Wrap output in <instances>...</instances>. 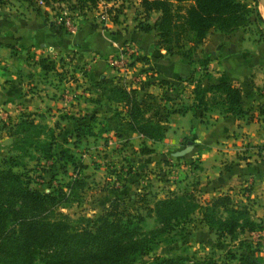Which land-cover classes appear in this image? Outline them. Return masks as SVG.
<instances>
[{"label": "rangeland", "instance_id": "rangeland-1", "mask_svg": "<svg viewBox=\"0 0 264 264\" xmlns=\"http://www.w3.org/2000/svg\"><path fill=\"white\" fill-rule=\"evenodd\" d=\"M11 1H7V4L15 5L16 2H23L24 7H30L32 13L45 17L53 24H56L51 19L53 11L58 12L61 8L68 9L70 4V0L49 1L52 10L49 8L44 10L36 1L32 3L24 0ZM246 1L252 3V0ZM256 2V8L259 11L260 0H256ZM37 8L39 10H36ZM79 12L78 15L75 13V17L78 16L80 19L86 17L95 26H100L107 32L111 30V33L114 34L121 33V30H127L133 24L135 26L138 21L152 23L158 13L149 11L144 14L138 0H97L94 6ZM84 15L86 16L84 17ZM262 20L260 22L258 19H250V22L245 26L238 27L232 32L220 31L219 33L217 30H212L204 40L210 42L213 37L219 35V40L228 43L243 41L247 44H259L264 42L261 40L262 35H264L263 17ZM57 26L60 27V25ZM184 45L188 46V43ZM133 47L135 45L131 41H122L119 45V51L114 55L117 62H107L114 71L112 77L115 80L125 87L136 88L142 80L141 78L138 79L140 73L145 71L147 75L148 71L151 70L149 68L139 70L141 64H137V61H147V57L142 56L139 50L133 49ZM199 47L200 45L192 56L194 59L196 55V62L201 57ZM164 55L167 54L164 52L161 56ZM29 56L33 57V54H27V57ZM173 56L179 57L178 55ZM72 58H74L73 54H61L59 58L55 57L54 67L46 70L45 73L46 76L63 80L56 84L59 95H67L65 97L67 102L74 101L63 106L65 110L60 111L54 121L48 117V123L52 126L43 129L38 135H31L30 142L22 144L21 149H19L22 165L15 168L21 173L23 180L27 181L29 188H36L40 191L51 189H54L55 192H57L56 189L60 191L62 196L60 202L42 213L43 220L52 221L62 218L70 224L89 226L92 222L96 223L106 211H109V206L116 200L121 210H116V212L141 215L140 221H135L139 230L147 233L158 226L157 217L153 210L154 200L166 196L169 191L180 193L186 190L201 205L212 196L228 193L231 202L243 210L238 220L239 224L232 235L218 234L214 227L208 229L207 225L201 221L196 209L185 220H176L169 229L156 233L149 243V250L138 256L136 263H149L153 255H178L184 258V264H189L191 261L206 262L207 260L213 264H225L233 262L237 255L243 252L249 253L264 262V226H260L263 221L262 216H264V198L255 196L247 199L244 188H235L231 192L227 190H215L213 193L207 190L203 191V186L199 185V181L204 179L201 176L203 174L201 171L205 166L202 164L203 160L199 151L192 153L191 148L182 155L174 156L170 154L171 147L164 146L161 140L158 142L144 139V143L150 145L152 150L148 153H139L137 149L141 137L135 132H129L127 139H124L123 136H115L112 131L101 135L82 136L80 140L75 139L72 128L78 115L89 114L94 111L98 117H101V112L110 110L113 103L105 102L103 99L94 104L89 102L86 104L87 101H82L84 97H92L84 94L85 91L89 93L92 86L87 77L90 70L89 59L83 56V58L77 59V64H71ZM198 63H195V66L186 74L188 78L185 81L176 82V79H170L175 87L168 89V93L174 98V101L188 103L192 82L196 78L201 80L203 84L206 82L205 73L208 72H204L206 71L205 66L200 62ZM131 67L138 69V71L131 70ZM98 74L96 73L94 76L95 80L99 78ZM191 77L192 80H190ZM162 88L164 86L161 88L157 86V92ZM256 90L264 91V81ZM214 110L217 109H212L211 112ZM24 114L28 116L33 113L23 112L17 117ZM171 115L168 117V122ZM47 116L42 117L34 112L30 119L43 125L41 121L47 120ZM12 120L13 118L6 108H1L0 125ZM3 133L9 136L5 128H0V138L3 137ZM233 133L234 131L229 135ZM188 139L192 140L193 138L188 137ZM3 140V138L0 139V143ZM47 143H49V147L44 150L42 145H45L46 148ZM153 143H155L154 146H152ZM251 146L259 155H264V142L261 144L252 143ZM213 147L223 153L226 151L218 149L219 146L217 145ZM226 149L231 150V147L227 146ZM45 151L51 153V156L43 157ZM60 151L64 153L66 158L59 159ZM8 154L9 150L0 153V159ZM12 154H14L13 151ZM70 161H73L75 167ZM212 164L214 163L211 162L210 165ZM178 181H182V183L177 185ZM248 214L253 221L252 224L243 223L241 220H248ZM227 215L228 213L221 208H216L215 216L226 217ZM107 249L109 248H105L103 245L100 255L105 256L104 253ZM90 251L87 250V252ZM33 264H40L39 259H36Z\"/></svg>", "mask_w": 264, "mask_h": 264}, {"label": "trees", "instance_id": "trees-1", "mask_svg": "<svg viewBox=\"0 0 264 264\" xmlns=\"http://www.w3.org/2000/svg\"><path fill=\"white\" fill-rule=\"evenodd\" d=\"M4 1L0 0V4ZM24 1L32 3L35 0ZM49 1L54 0H45V3ZM96 1L70 0L68 9H76L80 13L94 6ZM138 3L144 14L149 11L158 13L152 23L138 21L135 28L143 32L153 30L155 47L163 49L167 55H178L189 62L210 30L227 33L245 26L250 19L263 21L256 8V0H252V3L246 0H138ZM262 36L261 40L264 41ZM36 63L45 71L54 67V61L45 56L38 57ZM205 75L207 79L208 73ZM186 78L188 76L185 75L174 79L182 82ZM155 83L158 88H164L159 92L138 91L134 87H125L112 76L94 80L93 85L99 95L105 102H112L113 106L101 117L94 111L78 115L72 128L75 139L108 131L127 139L129 132H135L141 137L137 150L148 153L152 147L144 143V139L160 141L168 128L170 114L191 111L200 120L212 109L236 118L248 115L249 109L241 106L240 87L229 80L219 79L203 84L196 78L189 91L188 103L174 101L168 93V89L175 87L170 79L160 78ZM90 99L93 102L100 100ZM30 117L24 114L0 125L15 139L11 144L14 154L0 159V264H33L36 259L40 264H137L136 258L149 250V243L156 233L169 229L176 220H185L196 209L207 228L214 227L218 234L232 235L239 224L243 210L231 202L228 193L212 196L201 205L186 190L180 193L169 191L166 196L154 200L153 210L158 226L147 233L139 230L137 222L141 215L116 212L121 211L116 200L109 206V211L89 226L70 224L62 218L43 220L42 213L57 205L62 196L57 189L55 192L54 189L40 191L29 188L27 181L15 169L22 165L19 150L22 144L29 143L31 135H38L49 127L35 123ZM47 144L46 148L42 145L44 150L48 149ZM46 156H51V153L45 151L43 157ZM62 157L66 158L63 152L59 154V159L62 160ZM70 163L73 164V161ZM216 208H221L228 215L215 216ZM247 216L248 220L241 219L243 223L253 222L249 214ZM262 220L261 227L264 226V218ZM103 245L109 248L105 256L100 255ZM183 261L184 258L178 255H153L145 264H184ZM189 264L213 263L207 260L191 261ZM225 264L264 262L243 252L233 262Z\"/></svg>", "mask_w": 264, "mask_h": 264}, {"label": "crops", "instance_id": "crops-1", "mask_svg": "<svg viewBox=\"0 0 264 264\" xmlns=\"http://www.w3.org/2000/svg\"><path fill=\"white\" fill-rule=\"evenodd\" d=\"M7 1L0 4V109L6 108L13 120L20 113L35 112L42 117L48 115L47 120L41 122L52 126L48 123V117L54 121L57 114L65 110L63 106L74 101L67 102V95H59L56 84L63 80L46 76L45 70L36 63L40 56L54 61L61 54H73L71 64H77V59L83 56L89 59L90 70L87 77L92 86L91 91H85L84 94L92 97L83 98L82 101H87L86 104L95 103L90 98L102 99L93 85L94 76L96 73H99V78L113 75L114 71L107 61L117 54L119 45L124 40L131 41L140 54L147 57V61H137V64H141L139 70H151L147 75L145 71L140 73L138 79L142 80L137 84L138 91L157 92V79L185 76L195 63L200 62L208 72L206 82L226 79L240 87L241 106L249 109L248 115L236 118L214 110L207 112L206 117L200 120L191 111L173 113L161 141L173 151L184 146L188 137L193 138L190 140L191 152L199 151L205 166L201 171L204 179L199 181L203 191L231 192L235 188H244L245 198H264V155H259L251 146L252 143L264 142V91L256 90L264 81V42L228 43L219 40L217 35L210 42L204 40L201 43L198 62L195 61L196 55L189 62L173 55L161 56L164 52L155 47L153 30L139 31L133 24L127 30L114 34L111 30L107 32L102 27L95 26L84 15L85 18L79 21V28L69 33L45 17L32 13L30 7H24L23 2L8 5ZM217 32L220 33L218 30ZM29 53L33 57H27ZM132 69L138 71L134 67ZM105 112L102 111L101 114ZM232 131L234 133L229 135ZM2 138L4 140L0 143V153L9 150L11 154L14 137L4 134ZM213 144L226 151L223 153L216 150ZM227 146L231 150L226 149ZM211 162L214 164L210 165ZM180 183L182 181H178L177 185Z\"/></svg>", "mask_w": 264, "mask_h": 264}, {"label": "built area", "instance_id": "built-area-1", "mask_svg": "<svg viewBox=\"0 0 264 264\" xmlns=\"http://www.w3.org/2000/svg\"><path fill=\"white\" fill-rule=\"evenodd\" d=\"M35 1L39 6H42L44 10H48V8L49 10H52L51 8L52 6L50 2L45 3V0H35ZM75 13L77 14V11L61 8L60 10H58V12L53 11L51 19L57 25H60V27H62L66 32L72 33L75 32L80 25L79 24L80 18L78 16L75 17ZM133 49H135V47H133ZM109 61L114 63L117 62L114 56L111 57Z\"/></svg>", "mask_w": 264, "mask_h": 264}, {"label": "water", "instance_id": "water-1", "mask_svg": "<svg viewBox=\"0 0 264 264\" xmlns=\"http://www.w3.org/2000/svg\"><path fill=\"white\" fill-rule=\"evenodd\" d=\"M191 147H192L191 141L187 140L186 144L184 146L171 151L170 154L174 155V156H179V155H182L185 152L189 151L191 149Z\"/></svg>", "mask_w": 264, "mask_h": 264}, {"label": "bare ground", "instance_id": "bare-ground-1", "mask_svg": "<svg viewBox=\"0 0 264 264\" xmlns=\"http://www.w3.org/2000/svg\"><path fill=\"white\" fill-rule=\"evenodd\" d=\"M259 12L260 14L262 15L263 19H264V0H260V3H259Z\"/></svg>", "mask_w": 264, "mask_h": 264}]
</instances>
